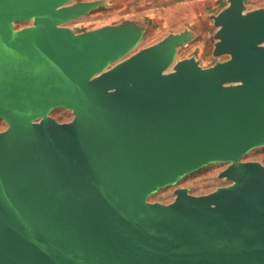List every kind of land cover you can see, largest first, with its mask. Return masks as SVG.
<instances>
[{"label":"water","instance_id":"obj_1","mask_svg":"<svg viewBox=\"0 0 264 264\" xmlns=\"http://www.w3.org/2000/svg\"><path fill=\"white\" fill-rule=\"evenodd\" d=\"M247 1L208 16L203 67L177 57L190 29L133 52L147 27L63 26L100 2L0 0V264H264V166L241 161L264 146V8ZM214 163L228 186L148 202Z\"/></svg>","mask_w":264,"mask_h":264},{"label":"rangeland","instance_id":"obj_2","mask_svg":"<svg viewBox=\"0 0 264 264\" xmlns=\"http://www.w3.org/2000/svg\"><path fill=\"white\" fill-rule=\"evenodd\" d=\"M80 2H100L101 4L87 15L70 20L63 24L74 33L86 32L104 26H112L127 22L147 27L148 33L135 51L148 47L172 33H179L185 29H198L199 38L178 53V59L194 56L200 59L202 65L210 66L214 59L210 54L209 38L212 33V24L208 16L217 13L215 10L205 8L206 0H78ZM70 2L69 4H74ZM264 8V0H248L246 9L254 10ZM209 12L211 13L210 15ZM207 14V15H206ZM31 22H18L14 24L16 30L31 26ZM50 116L59 123L72 120L73 115L64 108L51 111ZM6 123L0 120V132L6 129ZM241 161L258 162L264 166V146L250 150ZM228 163L210 164L181 179L177 184L160 189L148 197L150 203L169 204L174 198V191L186 188L189 194L198 196L214 191L216 188L228 186V182L218 175Z\"/></svg>","mask_w":264,"mask_h":264},{"label":"crops","instance_id":"obj_3","mask_svg":"<svg viewBox=\"0 0 264 264\" xmlns=\"http://www.w3.org/2000/svg\"><path fill=\"white\" fill-rule=\"evenodd\" d=\"M225 6V0H206V3H205V8H210V9H212V10H215V8L216 7H218L219 8V10L221 9V8H223ZM218 10V11H219ZM217 11V12H218ZM211 13L209 12V14L208 15H210ZM212 14H213V12H212ZM215 14V13H214ZM207 15V14H206ZM210 26H211V23H210ZM212 28V27H211ZM213 29V28H212ZM195 34H196V39H198L199 38V35H200V31L198 30V29H193L192 30ZM212 32H213V30H212ZM212 34V33H211ZM195 39V40H196ZM195 40H193V41H195ZM192 41V42H193ZM192 42H190L188 45H190ZM187 45V46H188ZM186 46V47H187ZM182 49H180L179 50V52L181 51ZM178 52V53H179ZM212 57V56H211ZM186 58V57H185ZM195 58H197V57H195ZM180 59V58H179ZM198 59V58H197ZM200 65L201 66H203V67H207V66H204V65H202V62H200Z\"/></svg>","mask_w":264,"mask_h":264}]
</instances>
